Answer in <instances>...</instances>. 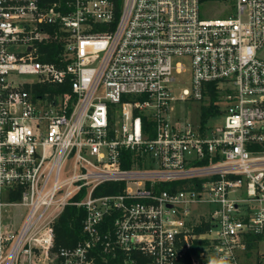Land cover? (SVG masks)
Returning <instances> with one entry per match:
<instances>
[{"label": "built area", "instance_id": "1", "mask_svg": "<svg viewBox=\"0 0 264 264\" xmlns=\"http://www.w3.org/2000/svg\"><path fill=\"white\" fill-rule=\"evenodd\" d=\"M216 1L0 0V264H264V0Z\"/></svg>", "mask_w": 264, "mask_h": 264}, {"label": "rangeland", "instance_id": "2", "mask_svg": "<svg viewBox=\"0 0 264 264\" xmlns=\"http://www.w3.org/2000/svg\"><path fill=\"white\" fill-rule=\"evenodd\" d=\"M230 2L216 1V2H204L201 5V14L203 17L215 18L225 17L231 13ZM22 80L30 79L29 76H21ZM186 86V85H185ZM174 111L172 112V119L185 118L188 121L196 122L199 117L200 103L197 101L192 102H176L174 103ZM223 119L220 117L217 122H221ZM202 208H206L203 206ZM25 209L23 207H8L4 213V222L2 225L3 232L5 234H11L15 230L19 229ZM258 258L257 252L254 250L248 256L244 258L245 264H254Z\"/></svg>", "mask_w": 264, "mask_h": 264}, {"label": "trees", "instance_id": "3", "mask_svg": "<svg viewBox=\"0 0 264 264\" xmlns=\"http://www.w3.org/2000/svg\"><path fill=\"white\" fill-rule=\"evenodd\" d=\"M206 1V0H202ZM54 43V42H53ZM47 47V50L50 52H55V48L51 46ZM211 95L214 98L216 95L215 88L211 89ZM211 106H204L202 108V120L205 121L209 115L212 113ZM82 228V217L79 215L76 208H68L62 215L59 220L58 225L56 226V240L55 248L64 247V246H73L77 243L79 238V232ZM186 264H189V254L185 260Z\"/></svg>", "mask_w": 264, "mask_h": 264}]
</instances>
